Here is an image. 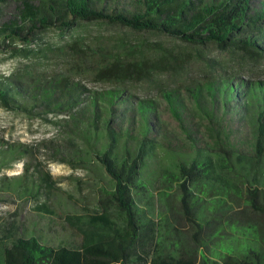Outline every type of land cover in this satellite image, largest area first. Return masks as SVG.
Masks as SVG:
<instances>
[{
  "label": "trees",
  "instance_id": "obj_1",
  "mask_svg": "<svg viewBox=\"0 0 264 264\" xmlns=\"http://www.w3.org/2000/svg\"><path fill=\"white\" fill-rule=\"evenodd\" d=\"M104 22L162 35L177 43L179 52L160 47L154 64L118 56L98 67L101 79H116L117 72L124 75L108 89L90 88L67 75L30 83L0 79V104L32 115L66 116L68 131L104 135L107 146L98 149L95 159L113 184L111 196L123 220L103 213L81 227L82 216L66 217L79 228L82 242L56 246L30 236L15 220L7 222L0 226L2 264H264L254 250L237 259L228 255L222 261L199 262L167 253L160 220L148 207L150 185L144 173L160 147L191 154L179 162L176 173L162 171L160 187L179 186L185 212L199 228L193 235L197 242L203 226L195 217L193 188L208 187L210 195L230 199L240 184L250 207L264 214V77L242 76L240 69L231 71L205 56L216 49L264 66V0H0V50L19 53L23 50L14 44H31L43 31L70 32ZM191 55L205 61L208 78L161 89L165 106L154 98H137L122 85L125 76H184L181 62ZM165 112L177 129L168 126ZM43 146L59 163L87 164L76 161L74 142ZM39 169H44L41 164ZM40 179L47 188L57 189L49 173Z\"/></svg>",
  "mask_w": 264,
  "mask_h": 264
},
{
  "label": "rangeland",
  "instance_id": "obj_2",
  "mask_svg": "<svg viewBox=\"0 0 264 264\" xmlns=\"http://www.w3.org/2000/svg\"><path fill=\"white\" fill-rule=\"evenodd\" d=\"M176 45L162 35L105 22L86 23L70 32L50 29L39 33L31 44H14L23 50L19 53L15 49L0 50V79L30 83L67 75L90 88L108 89L117 86V78L124 75L117 72L116 79H101L98 67L108 65L118 56L122 61L145 58L154 64L160 47L174 52L178 51ZM205 56L225 64L231 71L235 69L238 73L240 69L242 76L264 77V66L260 64L244 62L216 49L205 52ZM181 63L186 67L184 76L160 72L144 80L125 76L121 80L126 83L122 85L137 98H154L165 106L161 89L208 78L202 65L205 61L196 55ZM164 119L170 128L177 129L169 113L165 112ZM67 121L66 116L38 115V112L32 115L0 104V226L15 220L30 236L42 237L44 242L55 246L82 242L79 228L67 223L66 217L82 216L81 227H86L97 214L109 213L114 221L123 220L111 196L113 184L95 159L98 149L107 146L106 137L94 136L84 129H74L72 133ZM51 141L74 142L76 161L87 164L55 161L43 146ZM188 155L191 154L185 150L173 152L160 147L155 161L144 170L150 185L148 207L155 220H160L165 251L199 262L201 258L222 261L228 255L237 259L254 250L264 260V214L250 207L240 184L239 191L230 199L226 194L210 195L208 187L193 188L197 195L195 217H199L197 222L203 226L199 242L195 241L193 235L199 228L185 212L179 186L160 187L162 171L176 173L179 162ZM40 164L44 169H39ZM46 173L53 177L56 190L47 188L40 179ZM231 184L236 183L232 180ZM38 188L41 191L35 194ZM1 257L0 253V264ZM251 260L256 262L253 256Z\"/></svg>",
  "mask_w": 264,
  "mask_h": 264
}]
</instances>
